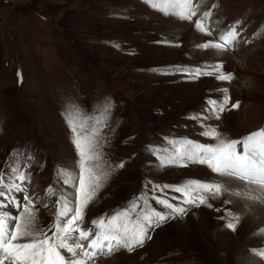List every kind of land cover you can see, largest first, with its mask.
I'll return each mask as SVG.
<instances>
[{"label": "rangeland", "instance_id": "374dc122", "mask_svg": "<svg viewBox=\"0 0 264 264\" xmlns=\"http://www.w3.org/2000/svg\"><path fill=\"white\" fill-rule=\"evenodd\" d=\"M193 3L197 15L188 21L144 0H0V172L8 174V166L18 164L31 176L26 186L29 195L39 197L38 227L47 229L57 209L47 188L69 198L75 192L57 175L59 168L79 172L66 106L74 103L99 116L98 109L111 102L101 150L112 169L85 210L84 228L141 196L157 211H167L156 202L161 195L180 203L171 188L153 191L157 184L217 181L207 165L161 166L149 148L169 149L172 138L215 143L201 135L202 125L192 117L210 116L208 101L219 100L222 89L228 90L229 105L206 125L232 139L264 128V0ZM205 12L211 36L195 28ZM234 27L239 38L231 46L199 47L220 42ZM217 63L232 74L230 81L215 75L192 79L176 71ZM236 102L239 107L232 108ZM239 182L222 183L232 191L210 200L212 208L184 205L186 214L150 229L142 247L121 248L93 264H264L252 251L264 250V234L258 233L264 216L251 209L264 204V189ZM14 195L23 202V193ZM228 211L240 217L235 231L221 219Z\"/></svg>", "mask_w": 264, "mask_h": 264}, {"label": "snow or ice", "instance_id": "6c2138e0", "mask_svg": "<svg viewBox=\"0 0 264 264\" xmlns=\"http://www.w3.org/2000/svg\"><path fill=\"white\" fill-rule=\"evenodd\" d=\"M150 7L165 15H174L179 19L192 21L197 15L198 6L193 0H144ZM210 16L205 12L195 20V28L209 36L212 35L206 21ZM239 38L236 28L219 36L220 42L208 41L199 47L223 50ZM168 43L169 41H161ZM119 47L118 44L115 45ZM223 64L207 65L204 68H177L189 78L197 79L201 75H215L220 81H230L231 73L222 71ZM219 100L208 101L210 116L195 115L192 119L202 125L201 135L212 138L215 143L203 144L188 138H172L167 142L169 149L149 148L157 156L161 166H187L188 163L207 165L217 175L242 181L264 189V128L255 130L242 138H225L216 127L206 125L210 117L219 119L230 102L227 89H222ZM111 102L108 101L98 111L99 116H90L82 107L72 104L65 107V120L71 132L72 143L77 155L79 172L74 174L67 168H59L57 175L61 182L73 185L72 197L66 193H57L49 187L45 195L56 197L57 209L54 220L47 229L37 226L38 209L36 197L28 194L27 183L31 176L18 164L9 165V172H0V264H93L96 258L111 255L123 248L128 251L142 247L150 239L149 230L177 216L186 214L184 205H204L212 208L210 200L221 197L226 189L221 182L188 179L179 185H155L153 191L164 193L173 189L180 195L172 203L164 195L156 197V202L167 211H157L148 204L147 196L137 198L125 208L110 215H101L92 220L91 226L84 228L85 210L97 198V193L108 179L112 166L104 161L101 150L102 129L107 126V115ZM238 108L239 102L231 105ZM123 163L115 167H123ZM107 169V170H106ZM14 193H23V202ZM234 194L239 195V192ZM258 199L257 197H249ZM9 206L18 209L17 213L8 211ZM47 207V205H45ZM138 209H140L138 211ZM219 211V209H217ZM225 226L236 230L240 217L228 211L221 217ZM264 234V229L258 230ZM254 254L264 258V250L253 249Z\"/></svg>", "mask_w": 264, "mask_h": 264}, {"label": "bare ground", "instance_id": "6f19581e", "mask_svg": "<svg viewBox=\"0 0 264 264\" xmlns=\"http://www.w3.org/2000/svg\"><path fill=\"white\" fill-rule=\"evenodd\" d=\"M214 179H216L217 181H220L221 183H225V186H228V187H230L232 185V182H239V180L232 179V178L225 177V176H220L217 174L215 175ZM54 209H56V208H54ZM251 209L254 213H261L262 212V214L264 216V213H263L264 212V204H259V203L254 204V205L252 204ZM55 211L56 210H54L53 212H55Z\"/></svg>", "mask_w": 264, "mask_h": 264}]
</instances>
